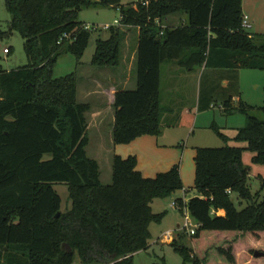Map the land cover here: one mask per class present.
<instances>
[{
    "label": "trees",
    "instance_id": "16d2710c",
    "mask_svg": "<svg viewBox=\"0 0 264 264\" xmlns=\"http://www.w3.org/2000/svg\"><path fill=\"white\" fill-rule=\"evenodd\" d=\"M120 2L4 0L10 19L0 39L18 33L27 62L8 71L0 65V264H75V256L79 264H132V255L148 247L149 225L164 216L152 212V201L182 189L178 165L147 178L133 155L113 154L110 181L100 182L99 166L85 150L90 105L76 99L79 78L74 72L52 77L61 54H73L80 64L90 36L78 20L81 10L116 8L121 27L136 31L134 86L113 94L112 145L158 136L170 126L165 118L173 108L161 105L163 64L190 72L264 71V34L242 27V0ZM107 31V39L95 40L89 65L116 73L126 32L113 26ZM231 98L220 107L225 114L244 113L236 139L246 143L254 163L264 165V105L239 99L233 106ZM243 149L194 148L197 196L175 200L197 224L193 245L182 242L183 234L169 243L183 264H253L264 258V180L251 193ZM54 185L66 186L69 208L63 211Z\"/></svg>",
    "mask_w": 264,
    "mask_h": 264
},
{
    "label": "rangeland",
    "instance_id": "374dc122",
    "mask_svg": "<svg viewBox=\"0 0 264 264\" xmlns=\"http://www.w3.org/2000/svg\"><path fill=\"white\" fill-rule=\"evenodd\" d=\"M137 1L143 0H121L120 3L127 4ZM246 1L252 13L257 15H255L257 23L264 22V0ZM9 19L10 16L4 7V0H0L1 31H7ZM78 20L88 26L90 30L87 46L79 60L80 64L78 65L73 54H61L52 66V77L62 78L73 72L77 74L79 80L76 88V99L80 102H87L90 105V110L86 114L88 124L86 154L97 162L100 171V182L107 184L110 181L111 164L109 159L110 152L106 144L108 141L107 130L110 127L109 121L112 118V108L109 106V95L105 90L111 86L122 84L119 77L122 73L125 80L132 78L131 69L129 70V60L133 52L136 31L134 28L127 31L125 28L119 27L126 32L124 46L121 50L120 66L122 69L119 67L116 73L111 72L108 68L96 70L89 65L94 51L95 40L107 39L108 31L105 29V25H114L115 20L119 21L118 10L113 7L83 9L78 13ZM247 21L249 22L250 20ZM253 29L255 28L250 26L247 31H254ZM3 48H10V53L3 54ZM26 62L23 51V39L18 33L11 32V34L0 39V65L3 70L8 71L24 66ZM169 68V64H163L160 68L161 105L164 108H174L172 115L166 113L165 121L170 124V126L165 128L166 134L175 135L176 142L180 146L185 144L188 149L192 150L195 147L216 148L224 145L244 148L241 160L248 170V186L251 193L257 192L261 180H264V165L254 163L252 161L253 154L245 149L246 143L236 139L238 130L245 125V115L239 111L225 114L220 106L223 104L224 99L229 96L233 97V106L237 105L235 101L237 98L251 106L259 107L264 105V71L237 69L235 71L209 73L208 69L205 70L202 67L194 71L195 75L193 77L185 78L179 75L173 76L169 73ZM175 68L185 71L184 68L177 65H175ZM220 74L226 75V84H223V81L220 80ZM112 76L117 77L114 82L110 81ZM128 86L130 84H126V87ZM97 112L99 115H96ZM252 113L257 117H261V114L257 111ZM173 122L176 124H173ZM215 130L224 138L219 136ZM135 140H137V143L133 144L143 151L142 155H147L153 159H163L174 154L173 147L172 149H159V147H156L157 136L145 135L134 139L130 143L117 146L119 148L128 146ZM141 141H144L142 145L138 143ZM182 157L178 155L176 162L173 164L179 167L182 189L175 191L169 197L154 200L152 212H164V216L159 223H151L149 225L152 236L148 240V247L132 255V264H183L182 257L170 246V242H161L166 232H172V241L179 239V236L183 234L182 242L189 247L193 245V240L188 233L179 229L183 223L182 213L171 206L176 197H183L188 200L197 196V192L193 189L194 161L191 159L189 170H187L188 167L185 166V161L184 166L181 168ZM184 160H186V157ZM53 188L61 199L62 211L67 207L69 208L66 186L54 185ZM260 196H264V190L260 192ZM234 203L239 209L240 207L235 200ZM74 263L79 264L76 256ZM253 264H264V258L254 260Z\"/></svg>",
    "mask_w": 264,
    "mask_h": 264
},
{
    "label": "crops",
    "instance_id": "0c3cea01",
    "mask_svg": "<svg viewBox=\"0 0 264 264\" xmlns=\"http://www.w3.org/2000/svg\"><path fill=\"white\" fill-rule=\"evenodd\" d=\"M241 10H242L243 16H246L247 20H250L249 21L250 26H252V28H255V29H253L254 31H250V33H256V31H258V33L264 34V22L257 23V19H256L257 15L255 14L256 15L255 16L252 13L251 8L248 6V3H247L246 0H242ZM173 21L177 22V19L173 18ZM134 53H135V47H133V52H132V55H131L130 60H129V65H130L129 66V70L133 66ZM169 66H170L169 73L172 74L173 76L179 75V76L188 78V77H193L195 75L194 72L182 71L181 69L177 70L175 68V64L174 63H169ZM120 69H122L121 66H120ZM208 70H209V73H215V71H228V70H216V69H208ZM233 71H235V70H233ZM204 72H202V74H204ZM216 73H218V72H216ZM222 73H227V72H222ZM225 76L226 75H224V74H220L219 75V78H220L221 81H223V84L227 83V79H226ZM119 77H120V80L122 81L121 82L122 84H117L116 86H111V87H109L108 89L105 90V92L108 93V95H109V102L108 103H109L110 107H111V104H112V101H113V94H114L116 89H118V88L126 89V88H132L134 86V82H133L132 78L131 79L129 78V79L125 80L123 73L121 74V76L119 75ZM116 78L112 76L110 78V81L114 82L116 80ZM126 84H130V86L126 87ZM239 99L240 98H237L235 101L237 102ZM231 100L233 101V97L231 98ZM173 109H172L170 115H172L174 113ZM96 115H99V113L97 112ZM112 123H113V109H112V118L109 121V126L110 127L107 130V137H108L107 140L108 141H107V144H106V147L108 148V150L110 152V158H111V156L113 154H117V155L121 156L122 158H125L124 156L127 157L128 155L135 156L136 157V161H137L136 169L142 174L143 177H147V178H152L157 173L164 172V170H166L167 168H169V166H172L176 162L178 155L179 156H183L182 157L181 168H182V166H184V161H185V166L188 167L187 170H189V165H190L191 159H193V157H194V150L188 149L185 146V144H181V146H180V144H178L176 142V138H175L176 136L175 135H171V134H168V133L166 134V129H165L166 127L162 128L160 133H159V135L157 136L156 147H159V149L160 148H163V149L170 148V149H172V147H173L174 149H172V150L174 151V154H171L169 157L163 158V159H153V158H151V157H149L147 155H142L143 151H141V149H138L135 146V144H133V143H137V140H135L131 144H128V146H121V148H119L117 145H112L111 144V138H110ZM171 140H175V141H171ZM138 141H140V140H138ZM144 141H141V142H138V143H141V145H142V143ZM178 145L180 146L179 150H178V147H179ZM185 157H186V160H184ZM177 198H181L184 203H186L188 201L187 199H185L183 197H176V199ZM153 203H154V200L152 201V203L150 205L151 209H152ZM217 215H223V212L222 211H218ZM177 227H179V225H177ZM149 233H150V230H149ZM150 236H152L151 233H150Z\"/></svg>",
    "mask_w": 264,
    "mask_h": 264
},
{
    "label": "built area",
    "instance_id": "2783aa9c",
    "mask_svg": "<svg viewBox=\"0 0 264 264\" xmlns=\"http://www.w3.org/2000/svg\"><path fill=\"white\" fill-rule=\"evenodd\" d=\"M110 26L119 28V27H121L120 21L117 22L115 20L114 25H105V29H108ZM242 27L245 30L250 28V24L247 21L246 16H243ZM84 28L89 30V27L86 25H84ZM64 37H65V35H64ZM2 53L7 54V48H3ZM171 206H172V208L179 210L183 215V223L179 229L184 230V232H187L189 236L193 235L195 229L197 228V224L189 216L188 211L186 209V206L183 204L180 208L175 201H173L171 203ZM162 238H163V241H161V242H168V241L171 242L172 241V232H166Z\"/></svg>",
    "mask_w": 264,
    "mask_h": 264
},
{
    "label": "water",
    "instance_id": "95a60500",
    "mask_svg": "<svg viewBox=\"0 0 264 264\" xmlns=\"http://www.w3.org/2000/svg\"><path fill=\"white\" fill-rule=\"evenodd\" d=\"M64 246H65L66 250H69V249H70L68 245H64ZM261 255H262V254H260V253H258V252H255V253H254V256H261Z\"/></svg>",
    "mask_w": 264,
    "mask_h": 264
}]
</instances>
